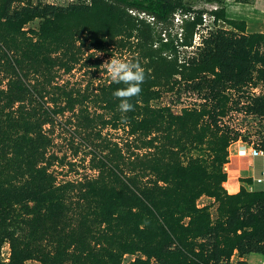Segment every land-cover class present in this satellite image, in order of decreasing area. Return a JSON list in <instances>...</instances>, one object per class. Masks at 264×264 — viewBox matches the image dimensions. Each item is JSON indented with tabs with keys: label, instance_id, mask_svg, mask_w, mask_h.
I'll return each mask as SVG.
<instances>
[{
	"label": "trees",
	"instance_id": "16d2710c",
	"mask_svg": "<svg viewBox=\"0 0 264 264\" xmlns=\"http://www.w3.org/2000/svg\"><path fill=\"white\" fill-rule=\"evenodd\" d=\"M15 1L0 0V264H123L125 255H135L126 264H246L233 256L264 253V192L222 185L240 136L234 115L264 116L254 92L264 84V35L220 7L214 22L231 29L216 27L195 46L203 13L183 0ZM175 14L186 19L180 47L196 49L188 58L154 43L152 26L167 31ZM35 19L38 29H25ZM114 49L145 73L130 110L112 94L122 82L89 90L55 81L77 65L97 71V54ZM180 88L198 103L179 113L151 104ZM65 113L87 133L98 118L126 136L123 148L97 146L93 176L58 181L50 170L45 126ZM201 197L212 202L199 206Z\"/></svg>",
	"mask_w": 264,
	"mask_h": 264
},
{
	"label": "rangeland",
	"instance_id": "374dc122",
	"mask_svg": "<svg viewBox=\"0 0 264 264\" xmlns=\"http://www.w3.org/2000/svg\"><path fill=\"white\" fill-rule=\"evenodd\" d=\"M27 0H16L15 4L19 2L26 4ZM32 5H45L51 4L55 6H66L72 3L88 2V0H28ZM185 4L191 7L193 10L201 11L203 13V25L199 28L198 33L194 37V45L199 44L209 31L216 27L223 29H231L230 26L224 25L222 22H214V18L211 14L216 8L224 7L225 16L230 20L243 21L245 23V31L252 33L255 26L253 24L260 21V17L252 12V9L241 5L242 3L225 1L223 3L209 2L206 0H183ZM178 19H173L172 25L167 31H162L158 26L153 25V37L156 47L161 48L164 51H168L170 47L178 48L180 57L188 58L195 52V48L180 47L182 42V28L184 26L185 17L178 14ZM40 24V19H35L29 22L25 29L37 30ZM120 56L122 58L129 59L128 53L119 52L113 50L109 54H97V57L101 60V64L97 71L89 67V63L82 66L75 67L69 74L58 72L55 81L58 83L67 82L68 87H75L83 89L88 86L89 90L96 88V86L111 79L102 64L109 60L111 56ZM5 81L0 83V86H4ZM254 92L256 94L264 95V84L262 81L258 82L257 88ZM198 97L196 93L187 92L184 88H180L177 91L162 93L158 100L151 102L153 106L162 107L167 106L174 113H179L181 108L190 107L198 103ZM247 99L243 98L241 102H246ZM91 112L96 114L101 113V110L95 107H90ZM233 124H236L240 130V136L237 141L253 145L257 149H261L264 144V116H250L245 115L243 112L235 114ZM81 124L73 115L65 113L63 116L56 117L52 127L46 125L48 134L50 136V146L47 148V156L49 157L51 164L50 170L57 176L58 181L67 180H80L85 177H90L95 174V171L91 168L93 151L99 150L102 145L112 146L117 144L118 147L123 148L126 136L121 129L113 130L107 127H102L98 118H95L92 124V128L86 131H82L77 127ZM99 132V133H98ZM99 134V135H97ZM211 201L205 197H201L198 200V205L210 203ZM211 214L215 215V205L210 208ZM2 259L8 257V246H3ZM135 255H125L123 258V264L133 260ZM232 261L234 259L232 258ZM26 264H36L35 262H27Z\"/></svg>",
	"mask_w": 264,
	"mask_h": 264
},
{
	"label": "crops",
	"instance_id": "0c3cea01",
	"mask_svg": "<svg viewBox=\"0 0 264 264\" xmlns=\"http://www.w3.org/2000/svg\"><path fill=\"white\" fill-rule=\"evenodd\" d=\"M241 5L249 7L252 12L260 17V21L253 24L256 33L264 35V0H250ZM242 144L241 141H235L228 147L227 162L223 165V171L226 173V180L223 182V188L229 194L237 193L240 189L249 192H264V155L248 156L238 153ZM262 176V181L257 183L256 178ZM206 199H211L205 197ZM234 261L243 260L246 264H264V253L251 252L238 258L233 256Z\"/></svg>",
	"mask_w": 264,
	"mask_h": 264
},
{
	"label": "clouds",
	"instance_id": "9594fccd",
	"mask_svg": "<svg viewBox=\"0 0 264 264\" xmlns=\"http://www.w3.org/2000/svg\"><path fill=\"white\" fill-rule=\"evenodd\" d=\"M113 82L123 83L125 86L113 90V96L122 97L119 101V109L122 112L130 110L133 105L127 97L138 95L141 91V83L145 78L143 68L135 61L111 56L109 60L102 63Z\"/></svg>",
	"mask_w": 264,
	"mask_h": 264
},
{
	"label": "built area",
	"instance_id": "2783aa9c",
	"mask_svg": "<svg viewBox=\"0 0 264 264\" xmlns=\"http://www.w3.org/2000/svg\"><path fill=\"white\" fill-rule=\"evenodd\" d=\"M177 16H178V14H175L174 15V17H175L176 20L178 19ZM237 151L241 155H248V156H252V157H255V156H263L264 155V150L257 149L255 147H253V145L247 144V143H242ZM255 181L257 183L261 182L262 181V176L256 178ZM4 261H7V258L4 259Z\"/></svg>",
	"mask_w": 264,
	"mask_h": 264
}]
</instances>
